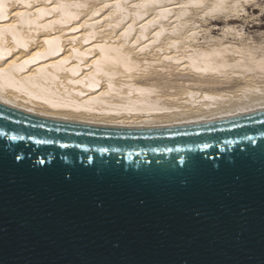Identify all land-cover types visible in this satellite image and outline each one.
Returning a JSON list of instances; mask_svg holds the SVG:
<instances>
[{"label": "water", "instance_id": "1", "mask_svg": "<svg viewBox=\"0 0 264 264\" xmlns=\"http://www.w3.org/2000/svg\"><path fill=\"white\" fill-rule=\"evenodd\" d=\"M0 264H264V109L117 127L0 102Z\"/></svg>", "mask_w": 264, "mask_h": 264}, {"label": "bare ground", "instance_id": "2", "mask_svg": "<svg viewBox=\"0 0 264 264\" xmlns=\"http://www.w3.org/2000/svg\"><path fill=\"white\" fill-rule=\"evenodd\" d=\"M15 1L22 4L16 11ZM46 1L0 0L1 103L40 116L117 127L194 124L264 109V46L227 32L222 40L203 43L201 26L195 25L201 18L209 23L205 26L216 27L214 32L218 22L239 20L244 0H114L105 26L120 27V33L93 42L104 4L90 9L81 24L75 19L89 1ZM57 24L64 26L55 32ZM166 71L183 81L174 82ZM237 95L238 102L221 106ZM167 96L188 106H170Z\"/></svg>", "mask_w": 264, "mask_h": 264}, {"label": "rangeland", "instance_id": "3", "mask_svg": "<svg viewBox=\"0 0 264 264\" xmlns=\"http://www.w3.org/2000/svg\"><path fill=\"white\" fill-rule=\"evenodd\" d=\"M57 1H59V0H52V1H50V2H53V3H55V2H57ZM87 1H89L86 5H84V6H82L81 8H80V10H81V14H79L78 15V17L75 19V22H78L79 21V23L81 22V24L84 22V21H86V19L87 18H90V17H88L89 15H90V13H91V10L90 9H92L94 6L95 7H101V4H104V6H102V9L99 11V13H97V15L98 16H100V15H102V16H100V17H103L99 22H98V24H97V34L95 35L96 37L92 40V42L93 41H96V39H99L101 36L103 37V36H112L113 35V37H115L116 35H118L119 33H120V27H107V26H105V24H106V20L108 19V17H107V14L111 11V9H112V7L115 5V3H114V0H110V2H108L107 0H87ZM248 1V2H247ZM43 2V1H42ZM45 2H47L46 0H45ZM246 2H247V4H246ZM14 3V5L12 6V9L13 10H17V8H19V7H21L22 6V4H20V3H18V2H13ZM243 3H245L244 4V10L242 9L241 10V8L242 7H240L239 8V14H240V16H239V20H236V21H232V22H230L229 23V25L228 24H225L224 22H218V28L219 29H217V30H215L214 32H212V30H213V28H216L215 26H213V25H210V26H205L206 24H209L208 22H202V20H201V18L199 19V14H201V15H206L205 13H203V12H200L199 14H197L196 16L198 17H196V19H199L200 20V22H199V20H197V22L198 23H196L195 25H197V26H201V27H199L198 28V31H200L199 32V35H198V38H200L199 40H200V42L201 41H203V43H205L208 39L210 40L211 39V37L213 38V41L215 42V40L216 39H218V41L219 40H222L223 38L222 37H224L227 33L229 34L230 33V35L229 36H231V34L232 35H237V33H238V37H240V36H242L244 39H248L249 38V40H250V42H251V40H252V42H251V45H258V46H264V0H244V2ZM99 4V5H98ZM20 5V6H19ZM84 9V10H83ZM230 9H232V8H230ZM230 9H227V11L226 12H230L231 10ZM84 12H83V11ZM100 14V15H99ZM208 16L209 15H206L205 16V18H207V19H210V18H208ZM211 20V19H210ZM104 22V23H103ZM210 22H213V20L212 21H210ZM261 23V24H258V23ZM202 24V25H201ZM204 25V26H203ZM232 25V27H229V26H231ZM254 25V26H253ZM57 26V28H55V32L56 31H59V29H61V27L62 26H64V25H61V24H57V25H55L54 27H56ZM242 26V27H241ZM238 27V28H237ZM101 28V29H100ZM238 29V30H236V29ZM84 28L83 27H81V28H79L78 30L76 29H72V31H77V32H82V30H83ZM116 29V30H115ZM207 30V31H206ZM209 31V32H208ZM236 31V32H235ZM238 31V32H237ZM34 32V31H33ZM227 32V33H226ZM40 35L41 34H43L44 33V31H39L38 32ZM107 33V34H106ZM109 33V34H108ZM242 33V34H241ZM241 34V35H240ZM208 36V37H207ZM250 36V37H249ZM99 37V38H98ZM222 39H221V38ZM253 37V38H252ZM232 40V42H235V43H233V44H237L238 43V40H234V39H231ZM248 40V41H249ZM40 42V40H38L37 39V41L34 43V47L38 44ZM216 42H217V40H216ZM254 42V43H253ZM203 43H201V44H203ZM261 43V44H260ZM263 43V44H262ZM239 44V43H238ZM260 44V45H259ZM33 46H32V48H33ZM258 46H255V47H258ZM68 48H69V46H68V42L66 43V47H65V49L66 50H68ZM21 52V51H20ZM94 56V54L91 56V58ZM90 58V59H91ZM155 65H158V63H155ZM89 69H90V67H89ZM170 70H172V69H170ZM167 72L170 74V77H172V79H173V81L175 82L176 80L177 81H179V78H181V77H176V80H174V78H173V76L171 75V73L170 72H172V71H166V73L164 74V75H168L167 74ZM169 77V75H168V78H170ZM178 78V79H177ZM171 79V80H172ZM183 78H181L180 79V81L182 80ZM165 80H168V79H165ZM164 80V81H165ZM172 81V82H173ZM183 81V80H182ZM261 84V83H260ZM262 85V84H261ZM175 89H177L175 92H180V90L178 89V88H174L173 90H175ZM240 94H241V92H239ZM232 94V93H231ZM229 97V98H228ZM227 98L228 99H224V100H227V101H224L223 100V102H221V106L222 107H225V105H230L231 103L233 104V103H235V102H238L237 101V99H238V95L237 96H235V97H232L233 99L231 100L230 98V96H228ZM237 97V98H236ZM167 98V99H166ZM166 98H164L165 99V101H166V103L168 104V105H170V106H175V107H178L179 106V108H181V109H183V108H185L186 106H188L187 104V102H183L182 100L180 101V100H174V99H172L171 97H169V96H167ZM172 99V100H171ZM235 99H236V101H235ZM170 100V101H169ZM231 100V101H230ZM234 101V102H233ZM181 103V104H180ZM183 103H185V104H183ZM187 103V104H186ZM227 103V104H226ZM184 105V106H183ZM40 109L39 110H41V111H46L47 109H45V108H41L40 106H38ZM50 114H52L51 112H50ZM57 115V114H56ZM65 115V114H64ZM78 119V118H77ZM81 119V118H80ZM84 120H85V118H83ZM84 120H82V121H84ZM87 121H96L97 122V119H86ZM100 120V119H99ZM98 120V121H99ZM101 121V120H100Z\"/></svg>", "mask_w": 264, "mask_h": 264}]
</instances>
